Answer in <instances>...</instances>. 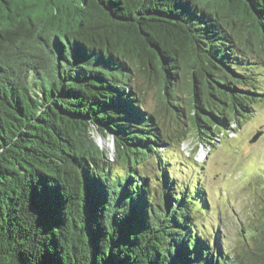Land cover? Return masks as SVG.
<instances>
[{"label":"trees","instance_id":"16d2710c","mask_svg":"<svg viewBox=\"0 0 264 264\" xmlns=\"http://www.w3.org/2000/svg\"><path fill=\"white\" fill-rule=\"evenodd\" d=\"M263 103L264 0H0V264H264V199L226 246L162 158Z\"/></svg>","mask_w":264,"mask_h":264},{"label":"rangeland","instance_id":"374dc122","mask_svg":"<svg viewBox=\"0 0 264 264\" xmlns=\"http://www.w3.org/2000/svg\"><path fill=\"white\" fill-rule=\"evenodd\" d=\"M159 91L154 83L146 88L145 104L149 109L160 105ZM180 95L186 97L184 89ZM255 109L253 116L234 130L220 134L214 147L205 143L209 139L193 125L187 126L185 142L163 146L162 158L169 162L167 167L177 184L198 185L205 190L209 205L196 223L207 232H221L226 246L239 244L241 229L247 231L253 226L264 199V103ZM161 118L168 130L182 125L172 112L161 111ZM96 138L113 154L114 144L109 137Z\"/></svg>","mask_w":264,"mask_h":264},{"label":"water","instance_id":"95a60500","mask_svg":"<svg viewBox=\"0 0 264 264\" xmlns=\"http://www.w3.org/2000/svg\"><path fill=\"white\" fill-rule=\"evenodd\" d=\"M98 136V139L99 138H101V136L100 135H97ZM96 136V137H97ZM257 137V135L254 137V138H256ZM109 139L111 140V142H113V138L112 137H109ZM96 140H97V138H96ZM100 142H102V140L100 141ZM97 143L100 145V143H99V141L97 140ZM113 144H114V142H113ZM101 146V145H100Z\"/></svg>","mask_w":264,"mask_h":264}]
</instances>
